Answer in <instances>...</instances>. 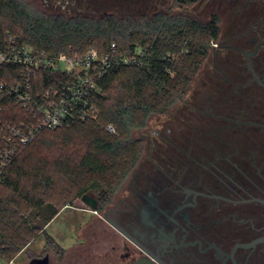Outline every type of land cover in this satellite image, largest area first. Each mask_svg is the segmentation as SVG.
Segmentation results:
<instances>
[{
	"label": "flooded vegetation",
	"instance_id": "flooded-vegetation-1",
	"mask_svg": "<svg viewBox=\"0 0 264 264\" xmlns=\"http://www.w3.org/2000/svg\"><path fill=\"white\" fill-rule=\"evenodd\" d=\"M152 1L25 3L67 18H94L96 11H101L98 17L139 18L147 16ZM214 1L220 9L223 0ZM230 3L238 6L237 0ZM240 6L264 12V0ZM163 7L153 13L164 14ZM250 26L245 40L211 43L207 56L220 61L225 52L233 56L234 77L226 78L221 69L224 81L210 84L204 102L190 106L202 118H196L195 129L172 136L170 146L145 143L122 194L90 189L80 196L95 207L89 206L84 241L73 253L45 241L39 250H21L25 264H137L142 259L152 264H264V18ZM240 72L249 76L236 83Z\"/></svg>",
	"mask_w": 264,
	"mask_h": 264
},
{
	"label": "trees",
	"instance_id": "trees-1",
	"mask_svg": "<svg viewBox=\"0 0 264 264\" xmlns=\"http://www.w3.org/2000/svg\"><path fill=\"white\" fill-rule=\"evenodd\" d=\"M193 1L177 0L180 5ZM247 1L237 0V5ZM247 9L254 19L264 18L261 10ZM219 20L214 11L206 21L167 13L67 18L34 10L21 0H0V32L11 31L37 50L71 55L95 48L102 53L115 43L119 53L138 46L149 53L143 66H113L97 81L92 97L97 119L40 131L1 173L0 259L11 260L40 235L55 244L46 226L84 192H116L142 152L133 131L183 99L211 43L221 38ZM250 27L240 35L247 36ZM245 76L238 73L235 82L246 81ZM55 146L64 152L47 157L44 150ZM54 195L60 196L58 205L51 200Z\"/></svg>",
	"mask_w": 264,
	"mask_h": 264
},
{
	"label": "built area",
	"instance_id": "built-area-1",
	"mask_svg": "<svg viewBox=\"0 0 264 264\" xmlns=\"http://www.w3.org/2000/svg\"><path fill=\"white\" fill-rule=\"evenodd\" d=\"M148 57L139 46L119 53L115 43L102 53L50 54L0 32V177L40 131L97 119V81L113 66L140 67ZM105 128L115 132L112 124Z\"/></svg>",
	"mask_w": 264,
	"mask_h": 264
},
{
	"label": "rangeland",
	"instance_id": "rangeland-1",
	"mask_svg": "<svg viewBox=\"0 0 264 264\" xmlns=\"http://www.w3.org/2000/svg\"><path fill=\"white\" fill-rule=\"evenodd\" d=\"M25 3V0H21ZM163 2V6L161 3ZM26 4V3H25ZM158 4L157 7H154ZM150 5L149 16L151 13L161 10L163 7L164 12L167 14H178L195 16L201 20H207L210 13L217 12L220 16L219 27L221 31V40L225 43H233L236 40L248 38L247 36H240L241 32H247L248 26L252 24L254 20V14L248 10L245 6L234 7L230 0H223L220 9L214 0H195L190 5L178 4L177 0H153ZM237 8H240L237 10ZM126 10V14L129 9ZM246 10V11H245ZM245 12V13H244ZM101 11H96L93 15L97 18ZM250 14V15H249ZM229 58V63L225 62V58ZM233 56L230 53L225 52L221 58L214 59L211 56H207L200 63L183 99L174 104L165 113L153 115L149 118L145 127L136 129L133 131L135 138L143 137L142 147L147 143L148 146H156V142L162 141L164 146H170L172 136L177 137L181 132L193 131L194 124H197L196 118H201L195 111L192 112L190 106L203 103L205 95L209 92V85L216 82L224 81V76H221V69L226 73V77L231 78L233 65ZM219 68V69H217ZM206 82V86L202 83ZM199 94H203L202 99ZM243 98V97H240ZM190 108V109H189ZM198 108V106H196ZM202 119V118H201ZM200 119V120H201ZM196 122V123H195ZM169 133V134H168ZM169 137V138H168ZM170 139V140H169ZM169 140V141H168ZM175 144H173L174 146ZM64 149H60L59 146L47 148L44 150V154L49 158L58 156ZM126 181V179L124 180ZM116 189V194H122V188L124 182ZM51 200L54 203L61 202L60 196L54 195ZM92 209L80 197L75 198L71 204L62 206L58 214L52 219V221L46 226V230L56 243H59L64 251L73 253V247L80 241H84L85 231L88 227V222ZM45 237L40 235L37 239L30 242L23 249L39 250L45 244ZM23 252H18L11 260L0 259V264H25L26 259L22 256Z\"/></svg>",
	"mask_w": 264,
	"mask_h": 264
},
{
	"label": "water",
	"instance_id": "water-1",
	"mask_svg": "<svg viewBox=\"0 0 264 264\" xmlns=\"http://www.w3.org/2000/svg\"><path fill=\"white\" fill-rule=\"evenodd\" d=\"M213 66H214V59H213ZM216 67V66H215ZM217 68V67H216ZM217 69H219V68H217ZM220 70V69H219ZM221 71V70H220ZM227 78V77H226ZM82 200H84V198H82ZM85 201V200H84ZM86 202V201H85ZM89 206L91 207V208H94L95 206L93 205V204H89ZM137 264H152V263H150L149 261H147V260H145V259H142V260H140Z\"/></svg>",
	"mask_w": 264,
	"mask_h": 264
}]
</instances>
